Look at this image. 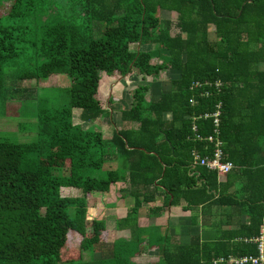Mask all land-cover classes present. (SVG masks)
Returning a JSON list of instances; mask_svg holds the SVG:
<instances>
[{
	"label": "trees",
	"instance_id": "trees-1",
	"mask_svg": "<svg viewBox=\"0 0 264 264\" xmlns=\"http://www.w3.org/2000/svg\"><path fill=\"white\" fill-rule=\"evenodd\" d=\"M3 3L9 4L5 12ZM14 64H24L16 79L35 89L43 79L68 77L70 100L59 108L36 101L30 115L35 141L0 137V264H135L145 247L161 257L152 264L256 255L254 244L237 243L232 252L199 238L172 249L153 222L182 199L189 207L206 204L219 188L217 173L198 169L192 154L211 153L196 132L214 134L212 117H199L220 105L217 136L223 157L236 164L227 177L248 185L251 221L237 235H258L264 218V0H0V93L6 91L3 69ZM107 77L135 84L127 88L122 128L110 138L73 122L75 109L84 122L110 115L97 97ZM197 83L207 86L197 91ZM120 182L135 205L117 227L132 234L105 250L106 223L87 219V202L91 193ZM157 196L164 205L151 207L149 225L140 227V210Z\"/></svg>",
	"mask_w": 264,
	"mask_h": 264
},
{
	"label": "crops",
	"instance_id": "crops-1",
	"mask_svg": "<svg viewBox=\"0 0 264 264\" xmlns=\"http://www.w3.org/2000/svg\"><path fill=\"white\" fill-rule=\"evenodd\" d=\"M173 15L174 13H170V20H173ZM108 85L111 86L112 84ZM153 88H155V86ZM108 118H110L109 122L114 125V129L112 130V133L110 135L105 136L106 138H110L111 135H113V132L115 130L121 129L123 125L121 119V110L119 112L118 121H115L112 115L111 117L106 115L104 116V118H101V120L103 121L104 119ZM166 118L171 119V114H166ZM81 122L84 121L81 120ZM103 134L105 133L103 132ZM209 155H211L210 152L209 154L204 156ZM223 158L225 161H229L232 163L233 167L229 173L236 169V164H234L230 160H226L225 157ZM194 165L199 166L200 164L194 162ZM198 169H200V166L198 167ZM99 172L105 171L100 170ZM195 172L197 173V177H199V171L196 170ZM203 181L204 180L201 179V181L198 182V186H201L204 183ZM218 183L219 188L216 191L209 192L212 197L206 204L189 207L188 202L182 199L177 206H169L168 211H166L163 215L158 216L154 220V226L160 227L161 232L168 236L172 249L178 247L179 245H188L191 242L192 238H199L202 243H206L209 245H216V243H219V245H221L223 243L225 246L222 249H225L227 247L232 252L234 251V248H236L234 247V245H236L237 243L243 242L244 244L250 245V243H247L245 240L254 237L240 238L238 237L239 235H237V231H239L243 225H247L251 221V217L249 215L250 203L244 196L248 187L245 179L238 178L237 180H229V175L227 177L226 174L225 176L218 177ZM124 187L125 183L120 182L112 185L109 192L91 193V200L89 199L87 202L88 215V206L89 203L92 202V197H95L98 194H100L101 196H106L99 201L100 206L103 205L104 207V214L102 216L90 217L91 219L95 220H103L106 223V227L109 232V240L105 250H108L117 239L131 238L132 233L130 229L126 227H117V221L124 219L135 205L133 197L121 192ZM240 192H242V196L240 195ZM164 201L165 199L163 196H157L155 201L143 206L139 213L140 227H147L149 225L151 207H162L164 205ZM96 202L97 201H95V203ZM90 218L87 217V219ZM262 226H264V218L260 226L258 235L260 234ZM111 236H113V238H111ZM255 247L257 250L256 255H258V248L256 245ZM228 255L238 257L249 256L236 255L234 253H230ZM228 255H219L213 257L212 259H215L217 257H227ZM148 258L149 257L145 255V251L142 250V256L139 258H135L134 263H142L143 260L148 261ZM143 264L147 263L144 262Z\"/></svg>",
	"mask_w": 264,
	"mask_h": 264
},
{
	"label": "rangeland",
	"instance_id": "rangeland-1",
	"mask_svg": "<svg viewBox=\"0 0 264 264\" xmlns=\"http://www.w3.org/2000/svg\"><path fill=\"white\" fill-rule=\"evenodd\" d=\"M8 5V3H3L1 5V12H5ZM172 18L175 21L176 15L174 14ZM97 36H101V34H97ZM151 47L152 46L143 47L140 49L147 50ZM133 48L135 49L136 47ZM23 65L24 64H14L4 67V87L6 91L4 93H0V137L3 140L18 143L33 142L36 139L35 119L30 116L34 111L36 101L47 99L50 106L59 108L70 100V92L68 88L71 85L68 77L60 78V76H55L50 77L49 79H43L42 82L39 83L37 89H35L29 84L28 80L19 82L16 79L18 70L23 67ZM147 83L152 88L155 86L151 80H148ZM108 84L112 85L109 86ZM131 86H135V84L131 83V81L123 82L121 79L116 77H107L102 79L100 94L97 97L99 101L102 102L103 107L106 110H109V112L112 110V113H110V115L108 114V116L111 117L112 115L115 121H118L119 119L120 110L130 107L127 88ZM110 99L111 105L109 103ZM80 115L81 110H75L73 121H75L74 123H81L85 129H98L102 133H105L104 136L110 135L114 129V125L109 122L110 118L104 119L103 121L101 118H98L97 120L89 122H81ZM101 173L102 172H98L100 175ZM105 197L106 196H101L100 194L92 197V202L89 203L88 206V218L93 216H102L104 214V207L103 205L100 206L99 201ZM95 201H97V204ZM111 238H113V236H111ZM144 251L145 255L149 257L148 261L143 260L142 263L139 262L137 264H143L144 262L152 264L161 260L158 253L148 252L147 247H145ZM98 254L99 253L97 252V255ZM70 264L80 263L73 262Z\"/></svg>",
	"mask_w": 264,
	"mask_h": 264
},
{
	"label": "built area",
	"instance_id": "built-area-1",
	"mask_svg": "<svg viewBox=\"0 0 264 264\" xmlns=\"http://www.w3.org/2000/svg\"><path fill=\"white\" fill-rule=\"evenodd\" d=\"M207 84L197 83L193 86L194 90L200 91L206 87ZM213 90L219 91L220 83L216 82ZM209 95L208 92L202 93L200 92L199 96L207 97ZM219 114H220V105L215 107V112L211 114H205L200 116L199 118L212 117L213 126H214V134H209L206 137L201 136L196 132V138L198 140L207 141L211 147V155L209 156H201L199 151L195 149L193 151V156L195 159V163H198L207 170L216 172L219 177L225 176L232 169V163L229 161H225L223 158L222 152V140L217 136L218 133V124H219ZM193 130H197V125L193 123ZM247 243L255 244L258 248V255H249V256H233L228 255L227 257H217L212 259V264H264V226H262L260 234L254 238H249L245 240Z\"/></svg>",
	"mask_w": 264,
	"mask_h": 264
}]
</instances>
